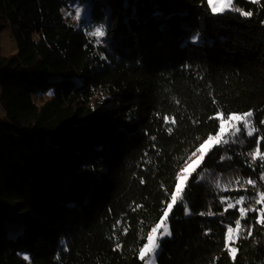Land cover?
Instances as JSON below:
<instances>
[{
    "label": "trees",
    "instance_id": "16d2710c",
    "mask_svg": "<svg viewBox=\"0 0 264 264\" xmlns=\"http://www.w3.org/2000/svg\"><path fill=\"white\" fill-rule=\"evenodd\" d=\"M232 6L240 12L213 14L207 0H0V32L13 27L17 46L0 51V264H143L217 115L248 111L253 135L214 146L189 177L157 264H264V158L249 154H264V0ZM74 9L85 31L65 17ZM157 10L172 16L165 32Z\"/></svg>",
    "mask_w": 264,
    "mask_h": 264
},
{
    "label": "snow or ice",
    "instance_id": "6c2138e0",
    "mask_svg": "<svg viewBox=\"0 0 264 264\" xmlns=\"http://www.w3.org/2000/svg\"><path fill=\"white\" fill-rule=\"evenodd\" d=\"M208 3L210 4L213 13H221L225 9V5L231 6V0H220V2H214V0H208ZM124 7L128 8V4L125 3ZM232 10L240 12V9L236 8L234 6H232ZM77 15H79V12L77 13ZM181 15H184V13H181ZM241 15L251 16L252 13L251 12H241ZM105 16H106V19L110 20L111 9L106 10ZM153 18L156 19L157 21H165V22H162L159 24V30L161 32H165L167 30L166 21L171 20L172 16L171 15L166 16L163 12L157 10L153 13ZM132 21H136L137 24L140 23L139 18L136 15V10L134 7L132 8L131 14L126 15L124 17V23L126 25H128L130 32L132 31L131 30V22ZM91 34L93 36H97V37L104 36V34H105L104 27L103 26L97 27L95 29V31L92 32ZM193 42H196L195 38H194ZM209 43H211V41H209ZM48 94L52 95L53 93L49 92ZM253 116H254V113L252 111H248L243 116L236 115V114L227 116V120L230 122H241V121H243L244 122V128H248L251 124V120L249 118H252ZM165 120H167V117H165ZM260 123H264V120H261ZM232 126H233V128H235L236 123H233ZM236 131L242 132L243 130L240 128H236ZM225 132H226V126L222 123L220 125L219 133L216 134L215 137L209 136L206 140H204L203 143H201L199 145L198 148H196L195 152L192 153V156L196 157V158L193 159L191 163H188L186 167H183L181 173L178 174L177 183L175 186V192L172 193V195H171L172 202L167 205V210H165L163 213V216L165 218L168 217L169 213L173 210V205L177 201V195L184 189L185 183L187 181H189L190 174H192L194 171H196L198 169V167L201 166V162L205 160L206 154L209 153V150L212 148V146L214 144H218L221 141V138L225 135ZM248 135L252 136V132L250 131L248 133ZM234 142L243 143L244 141L242 138H238ZM255 143L260 144V141L257 140V141H255ZM261 147H264V145H261ZM249 154L252 155L253 160H255L256 156L259 155V151L255 152V153H249ZM262 166H264V163H262ZM261 179H264V176H262ZM237 183H239V181H237ZM244 183L245 184H252L254 187L256 186L255 181H253V180H247V181H244ZM240 199L244 200L245 197H241ZM262 201H264V192L259 193V199H256V203L259 204ZM237 203H240V200H238ZM229 207H232V205H229ZM201 215H204V213H201ZM209 215H211V213H209ZM161 223H163V219L161 220ZM161 223H158L156 225V227L152 229L151 233H149L148 243L141 250V256H144L146 253L153 251V250H156L158 253L159 245L156 243V239H157L156 238V231H157V229H159L161 227ZM235 223H236V227L239 229L241 227V221L237 220ZM228 231H229V233H231L232 229L229 228ZM249 235H251V231H249ZM229 239H230V237H229ZM25 259H28V257H25Z\"/></svg>",
    "mask_w": 264,
    "mask_h": 264
},
{
    "label": "rangeland",
    "instance_id": "374dc122",
    "mask_svg": "<svg viewBox=\"0 0 264 264\" xmlns=\"http://www.w3.org/2000/svg\"><path fill=\"white\" fill-rule=\"evenodd\" d=\"M232 1L233 0H231V6L225 5V9L221 13H213V14H218L219 15V14H222V13H224L226 11L231 10L232 9ZM252 1H256V0H252ZM207 2H208V0H207ZM214 2H220V0H214ZM209 6H210V4H209ZM210 8H211V6H210ZM78 12H79V15H77ZM64 15L69 20V22L76 27V29L83 30V31H85L87 29V26L85 24H82L79 21V18H80V15H81V10L74 9V12L73 13H64ZM12 32H13V27H7L6 29H4L3 31L0 32V51H1V53L3 55H6V56L14 55L17 52V46H16L15 42H13V40L11 38L12 37ZM0 95H1V87H0ZM96 101H97V98H94L93 101H92V103H91V105L93 106L96 103ZM2 115L3 114H2V111H1V108H0V118L2 117ZM231 115H233V114H231ZM236 115L243 116L244 114H236ZM217 118L221 119L220 125L223 123L226 126L225 135L221 138V141L218 144H220L221 142L227 141L231 137V135H234V134L239 133V132L236 131V128H240V129L246 131L247 133H249L251 131L252 132V135L254 133V130H253V127H252L251 124H250V126L248 128H244V122L243 121H241V122H230V121L227 120V118H225V119L223 118L222 119V115H220V114L217 115ZM249 119L251 120V118H249ZM233 123H236V127L235 128H233V126H232ZM218 133H219V131H218ZM213 137H215V135ZM218 144H214L212 146V148L214 146L218 145ZM257 157H263L264 158V154L261 155L259 153V155ZM195 158L196 157L191 156V158L186 162V164L184 165V167H186L188 163H191L192 160L195 159ZM181 171H182V169L180 170L179 174L181 173ZM192 174H190V176ZM187 182L185 183V186L187 185ZM176 183H177V180H176ZM185 186H184V188H185ZM183 190L177 195V201L179 200V196L181 195V193L183 192ZM174 192H175V188H174ZM171 202H172V200H170L169 203H171ZM175 204L173 205V207L175 206ZM165 210H167V206H166ZM262 211H264V209ZM169 215H170V213H169ZM168 217L165 218L162 215L161 218H160V220L156 223V225L158 223H161V220L163 219V223H161V227L159 229H157V231H156V238H157L156 239V243L158 245H159V240L170 237V227H169V223H168ZM156 225L153 228H155ZM152 229H151V231H152ZM151 231L149 233H151ZM147 243H148V237H147L146 243L140 249V257L143 260V264H157V255H158V253H157L156 250L150 251V252L146 253L144 256H141V250L143 249V247ZM158 252H159V249H158ZM230 254H231L232 257L235 256L236 249L234 247H231L230 248Z\"/></svg>",
    "mask_w": 264,
    "mask_h": 264
}]
</instances>
